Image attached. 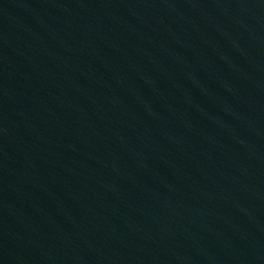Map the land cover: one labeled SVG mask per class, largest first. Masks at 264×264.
<instances>
[{"label":"water","instance_id":"1","mask_svg":"<svg viewBox=\"0 0 264 264\" xmlns=\"http://www.w3.org/2000/svg\"><path fill=\"white\" fill-rule=\"evenodd\" d=\"M0 264H264V0H0Z\"/></svg>","mask_w":264,"mask_h":264}]
</instances>
